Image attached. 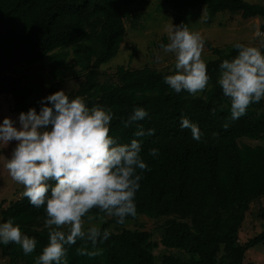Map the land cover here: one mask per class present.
I'll list each match as a JSON object with an SVG mask.
<instances>
[{"label": "trees", "instance_id": "16d2710c", "mask_svg": "<svg viewBox=\"0 0 264 264\" xmlns=\"http://www.w3.org/2000/svg\"><path fill=\"white\" fill-rule=\"evenodd\" d=\"M139 1L0 0V95L13 97L14 113L27 112L32 91L11 72L49 59L54 65L57 62L56 74L70 49H81L76 59L83 80L79 89L68 95L82 97L89 107L110 108L114 113L110 135L121 143L135 138V125L123 124L135 107L147 109L150 118L140 123L145 129H155L154 135L137 138L142 141L141 155L151 170L144 172L135 197L137 215L127 217L119 225L140 215L180 219L165 228L163 245L189 255V259L166 254L162 264H217L223 245L229 249L227 264H258L248 262L246 255L264 245V231L241 243V219L225 232L219 218L228 206L234 208L242 201L264 199V146L242 142L264 138V112L256 109L254 103L239 120L231 121L230 100L216 84L219 64L235 57L237 50L229 47L222 51L210 46L217 58L206 63L210 81L204 96L175 93L163 80L170 72L149 67L119 66L112 80L101 81L100 68L118 54L127 34L125 21L132 17L133 5ZM162 2L183 14L204 7L209 23L221 13L241 15L245 20L264 19V5L245 0ZM261 31L264 33V24ZM52 55L55 58L51 59ZM58 90L60 83L54 82L50 92ZM181 116L199 125L204 133L201 142L191 138L189 129L180 128ZM225 123L229 124L227 128ZM152 148L159 150L158 157L150 155ZM89 214L104 213L93 209ZM44 216L43 208L36 209L23 196L3 209L0 222L13 219L23 233L35 237L38 243L28 255L14 243L0 245L2 257L12 264H34V258L48 243ZM260 217L264 220V207ZM104 228L108 225L101 229ZM82 246L83 242L77 241L69 248L68 264H156L152 234L148 231L126 228L111 232L110 238L98 245L101 252L94 257L78 254L77 249ZM88 247L91 249V245Z\"/></svg>", "mask_w": 264, "mask_h": 264}, {"label": "clouds", "instance_id": "9594fccd", "mask_svg": "<svg viewBox=\"0 0 264 264\" xmlns=\"http://www.w3.org/2000/svg\"><path fill=\"white\" fill-rule=\"evenodd\" d=\"M167 40L159 47L164 54L171 53L175 63L170 74L163 77L164 83L177 94L204 92L210 76L202 59L205 43L201 34L179 24L168 30ZM232 47L237 55L221 61L216 84L230 100V120L236 121L251 104L264 100V39L258 45L236 42ZM38 103L39 111L32 107L15 120L6 116L0 121V148L16 142L3 167L23 186L21 195L28 203L45 213L48 243L34 264H68V250L77 241L83 242L78 254L94 257L101 252L98 245L107 241L111 232L92 223L84 226L85 220H93L91 210L116 218L117 224L137 215L135 197L144 172L151 170L141 155L142 141L137 138L155 133L140 123L150 118L149 112L144 107L133 109L123 124L135 125V138L121 143L110 135L114 118L110 108L89 107L82 97H70L63 89ZM180 128L189 129L197 142L204 137L199 125L185 116L180 118ZM150 155L158 157L159 150L150 149ZM10 243L28 255L35 251L38 241L8 219L0 222V245Z\"/></svg>", "mask_w": 264, "mask_h": 264}, {"label": "rangeland", "instance_id": "374dc122", "mask_svg": "<svg viewBox=\"0 0 264 264\" xmlns=\"http://www.w3.org/2000/svg\"><path fill=\"white\" fill-rule=\"evenodd\" d=\"M245 1L264 5V0ZM179 24H186L190 30L201 34L205 43L202 59L206 63L217 58L212 48L226 51L236 42L258 45L259 41L264 39V33L261 31V26L264 24L263 18L245 20L241 15L221 13L209 23L204 7L192 11L190 14H183L165 6L162 0H141L133 5V15L125 21L127 34L118 54L111 61L101 66L100 80H112L119 66L129 69L149 67L163 72L174 68V56L171 53L164 54L159 45L168 42V30ZM77 51H81V49H70L65 58V63L59 65L56 71L57 75L54 72L57 62L54 65L53 61L49 59L33 66L17 67L11 72L13 75L20 76L24 84L31 89V108L35 107L39 111V100L51 94L50 87L54 82H59L60 90H65L66 94H74L79 89L83 77L80 76L81 66L76 59ZM54 56L56 55H52L50 58L53 59ZM157 56H160L161 59L158 60ZM203 94L202 92L195 96H204L205 94ZM13 107V97L10 94H1L0 121L6 116L14 120L18 117L19 114L13 112ZM250 107L252 108V106ZM254 107L264 112V100L254 105ZM242 142L264 146V138L260 140L243 139ZM15 144L16 142L12 141L5 147L0 148V219L1 211L6 209L11 202H15L22 197L23 186L14 182L3 167L6 159L10 158ZM262 207H264V199H252L242 201L234 208L228 206L222 209L219 218L225 232H228L236 221L241 219L238 232L241 243H246L261 234L264 231V220L260 217ZM91 216L93 220L90 222L85 220V227L92 223L101 228L108 225V229L113 233H119L126 228L150 232L156 264H162L163 256L166 254H174L183 259H189V255L177 250L167 249L163 245L164 230L170 223L180 221L176 217L140 215L128 221L126 225L121 226L113 223V217H108L105 214ZM187 222L189 221L187 220ZM229 260V249L226 245H223L217 256V264H227ZM246 260L264 264V245L248 251ZM0 264L12 263L3 258L0 252Z\"/></svg>", "mask_w": 264, "mask_h": 264}]
</instances>
